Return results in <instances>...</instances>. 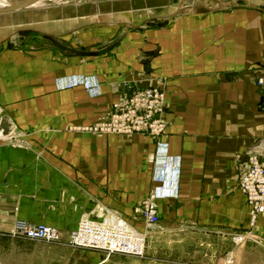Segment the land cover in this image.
<instances>
[{
  "label": "crops",
  "instance_id": "obj_1",
  "mask_svg": "<svg viewBox=\"0 0 264 264\" xmlns=\"http://www.w3.org/2000/svg\"><path fill=\"white\" fill-rule=\"evenodd\" d=\"M154 37L155 45L144 50L137 66L125 65L134 53L124 52L121 71L109 77L98 62L82 65L53 51L0 60V76H8L0 78V86L8 84L0 91V104L10 101L11 116H2L9 117L11 131L15 113L34 137L60 139L68 125L106 114L125 83L163 92L166 126L158 138L105 134L96 140L97 151H0V231L25 222L68 235L83 219L118 218L142 226L135 208L151 196L152 157L156 144L164 142L170 155L181 158L180 192L177 199L154 201L159 218L241 235L238 243L250 240L264 254V212L251 226L238 187L246 155L264 148V91L256 85L264 74V8L204 14ZM79 75L95 77L102 94L56 88L59 78ZM41 126L52 132L43 133ZM64 249V264L104 257L96 250Z\"/></svg>",
  "mask_w": 264,
  "mask_h": 264
},
{
  "label": "rangeland",
  "instance_id": "obj_2",
  "mask_svg": "<svg viewBox=\"0 0 264 264\" xmlns=\"http://www.w3.org/2000/svg\"><path fill=\"white\" fill-rule=\"evenodd\" d=\"M233 8L261 9L264 8V2L260 0L48 2L43 9L28 7L17 10L10 16L11 24H0V60L15 53L26 57L53 51L66 58H75L82 65L98 62L102 74L109 77L113 71H121L124 52L134 53L130 61H124L125 65L130 63L137 66L138 57H145L144 50L155 45L154 36L157 35L159 38L160 33L168 31L171 24H184L188 19L191 22L200 21L204 14ZM6 11L7 9L2 10L0 14H5ZM0 78L5 80L8 76L1 75ZM0 88V91H4L8 84ZM9 102L8 100L1 102L4 104H0V117L4 114L11 116ZM104 115L78 125L70 124L61 130L62 138L50 139L48 134L42 138L34 137V132L17 123L13 113L11 118L14 125L11 133L4 138L0 134V151H97V141L108 134L95 128ZM41 131L52 132L47 127L43 129L42 126ZM132 225L139 227L147 235L144 257L104 256L98 262L90 264H264V254L256 252L250 240L245 239L244 242L236 243L232 236L198 229L195 222L161 217L159 223L155 225L144 222L142 226L135 223ZM11 231H0V264H64L63 258L67 253L64 248L73 249L68 243L67 235H62L60 241L52 243L13 237Z\"/></svg>",
  "mask_w": 264,
  "mask_h": 264
},
{
  "label": "built area",
  "instance_id": "obj_3",
  "mask_svg": "<svg viewBox=\"0 0 264 264\" xmlns=\"http://www.w3.org/2000/svg\"><path fill=\"white\" fill-rule=\"evenodd\" d=\"M72 77H79L73 82ZM93 76H70L63 88L66 90L82 87L90 97L102 94L99 81L91 80ZM256 85L264 91V74L256 79ZM97 94L91 95L93 91ZM165 110L164 94L153 86H139L125 83L117 91L108 112L96 125L108 134L132 135L147 134L154 138L163 135L165 122L162 114ZM167 143L158 142L152 157V181L154 186L151 196L145 199L135 213L145 224L155 225L160 221L158 207L154 201L177 199L180 192L181 158L170 155ZM262 152L253 151L246 155L242 163L238 187L244 195L249 213L250 225H254L259 215L264 212V148ZM13 237L29 240L58 242L62 233L49 225L17 222L11 231ZM241 237V238H240ZM68 243L77 249H89L101 252L106 258L114 255L144 257L147 235L123 219L113 218L110 221L83 219L76 229L67 235ZM243 236L235 235L233 240L242 241Z\"/></svg>",
  "mask_w": 264,
  "mask_h": 264
},
{
  "label": "bare ground",
  "instance_id": "obj_4",
  "mask_svg": "<svg viewBox=\"0 0 264 264\" xmlns=\"http://www.w3.org/2000/svg\"><path fill=\"white\" fill-rule=\"evenodd\" d=\"M56 1L57 0H0V11L7 9L5 14H0V24L1 23L2 24L5 23L7 25L11 24L12 21L10 20V16L12 15V13L17 12V10H21V9L28 8V7H37V8L43 9L47 6L48 2L52 3ZM63 1H66V0H63ZM249 1H252V0H249ZM260 1L262 3L264 2V0H260ZM5 137H8V136H5Z\"/></svg>",
  "mask_w": 264,
  "mask_h": 264
},
{
  "label": "water",
  "instance_id": "obj_5",
  "mask_svg": "<svg viewBox=\"0 0 264 264\" xmlns=\"http://www.w3.org/2000/svg\"><path fill=\"white\" fill-rule=\"evenodd\" d=\"M154 52L151 51L150 53H147L146 55H151ZM11 133V123L8 116H2L0 118V134L5 137L8 136Z\"/></svg>",
  "mask_w": 264,
  "mask_h": 264
},
{
  "label": "clouds",
  "instance_id": "obj_6",
  "mask_svg": "<svg viewBox=\"0 0 264 264\" xmlns=\"http://www.w3.org/2000/svg\"><path fill=\"white\" fill-rule=\"evenodd\" d=\"M72 79H73V82H75L76 80L79 79V77H72ZM90 79L93 80V81H95V77H90ZM67 80H68V77H61V78H59L57 80V87L63 88L65 86V83L67 82ZM97 92H98V89H97V91H93L90 94L91 95H95V94H97Z\"/></svg>",
  "mask_w": 264,
  "mask_h": 264
}]
</instances>
